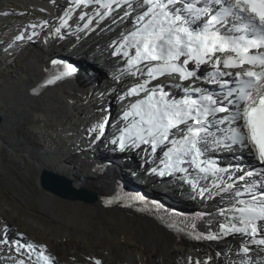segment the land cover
I'll list each match as a JSON object with an SVG mask.
<instances>
[{
    "label": "snow or ice",
    "instance_id": "snow-or-ice-1",
    "mask_svg": "<svg viewBox=\"0 0 264 264\" xmlns=\"http://www.w3.org/2000/svg\"><path fill=\"white\" fill-rule=\"evenodd\" d=\"M91 2L69 0L65 16L71 14L73 6ZM95 2L100 4V0ZM103 7L104 12H97L101 20L115 9L123 12L120 22L135 15L133 30L113 43L129 57V74L138 80L124 99H136L121 116L129 123L110 143L120 151L143 146L152 153L163 146V169L158 172L153 168V173H189L184 167L187 164L210 181H186L200 198L231 197L228 207L219 209L225 221L219 223V231L193 234V223V232H189L193 239L214 241L239 234L247 237L242 239L239 252L248 260L251 245L260 246L264 252V179L258 178L264 177V0H106ZM85 18L86 14L81 15ZM91 23L93 20L88 18L85 28ZM55 31L59 34L61 29ZM24 38L18 35L15 39ZM209 67L211 70L204 74ZM76 71L69 65L46 84ZM204 85L215 86L219 93ZM168 88L181 89L184 95L176 98ZM108 123L105 117L91 129L100 132L94 140L102 138ZM208 153H229L236 162L221 165L216 160H205ZM246 155L261 165L259 171L242 166ZM234 170L235 176L231 174ZM135 199L143 201L144 197ZM8 227L0 226V245L17 254L13 264H54V258L46 255V245L9 239ZM168 227L185 231L175 223ZM25 253L27 261L20 258ZM212 259L188 257V264H209ZM95 264L101 261L97 259Z\"/></svg>",
    "mask_w": 264,
    "mask_h": 264
},
{
    "label": "bare ground",
    "instance_id": "bare-ground-1",
    "mask_svg": "<svg viewBox=\"0 0 264 264\" xmlns=\"http://www.w3.org/2000/svg\"><path fill=\"white\" fill-rule=\"evenodd\" d=\"M29 1L43 8L37 0ZM44 1L48 2V0ZM55 5L57 6V10L62 13L69 8L58 1H56ZM73 10L72 8V11ZM43 12L41 16L44 19L45 26L44 29L41 28L42 32L49 33L46 29L47 27L54 28L58 27L59 24H62V26L65 25L63 24L64 20H60L59 16L46 14L45 12L47 11L45 9ZM73 23L76 22H72V24ZM92 27L94 30L98 28L99 25L90 24L87 29ZM118 30H120V27L114 29V31H117L115 33H118ZM73 33L76 35V38L70 45L72 47V52H70L72 53V57L76 55L81 56V53H83L82 49H89L88 51L98 52L97 54H99V56L106 58L108 52L102 49L105 48V45L101 46L97 43V37L100 34L106 33L105 30L100 34L92 36L85 34L83 30H78L77 28ZM53 34L54 37L55 34L56 36L60 35V33L57 34L55 32L51 35L53 36ZM113 35L114 34H109V36H105L101 41L106 43L108 39L113 38ZM58 39L59 38H51V40L45 41V43H42L40 46H34L28 41V46L25 47L27 50H25L23 46L19 49L20 53L22 52L21 65L0 78V113L3 116L2 123L0 124V150L3 145L6 146L8 150L5 151V158L15 157L18 165H21L23 158H21V156L17 157L16 154L21 153V155H24L25 162L23 163L28 164L23 167H25V169L27 168L28 171H30L29 166L32 167L33 177L37 182L39 171L42 168H46L71 178L76 187L89 188L95 191L98 198L95 202L89 204L77 200H75L77 202H65L49 191H29L40 210L44 214L52 217L55 221L57 230L54 236L56 239L63 240L71 230L77 239L87 241L89 247H84L82 249L84 253L83 259L75 255L76 257L70 258V262H65L58 258L47 244L41 241L34 244L46 245V255L54 258V264H95V260L97 259L101 261V264H188V257L204 260L208 256L213 257L209 264H231V261L232 263L241 261L243 255L237 256L238 254L236 253L238 252H236V246H240L242 239H247V237L242 238L239 234H236L214 241L195 240L187 236L178 235L175 228L168 227L169 223H175L174 219L176 215L173 213L148 210L143 208L140 204L132 206L124 201L113 202V198L116 194V189L114 188L118 184L130 188L135 191L137 195H144L149 201L165 204L170 210L175 212L183 213L182 207L173 206L168 204L167 201H171L177 205H180V203L185 205V202L190 204L193 201L183 200L181 196H178L180 191H173L174 195H170L169 193L159 194L157 192H150L148 187L138 186L136 182L131 181V176L123 170L122 171L126 175L121 174L120 168L115 171L111 164L106 166V171H104V169L103 171H99V167L93 169L92 166H89L84 151L86 147H91L93 145L91 143V138H88V134H92V131L87 130L89 122L86 118L87 115L93 111L94 118L98 119L100 117L98 114L99 109L98 106H96L97 102H92L88 94V90L91 86L90 83L86 84L85 82L90 78L81 81L79 76L72 74L71 76L63 77L54 84H46V81L54 76L47 68V64L54 56L65 52L62 41ZM14 49H16L15 46ZM89 64L94 68L95 64H91V62H89ZM92 70L94 74L99 76L102 75L104 81L108 83V89L118 86V83L114 80L116 75H114L113 78L107 79L103 77V72H98V70L95 69ZM101 89V85L95 86L96 92ZM3 92L7 96L6 101L1 100L3 96H1V94ZM17 105L19 106L17 107ZM23 105L25 107H23ZM49 115L50 117L53 116L59 119L61 123H64L60 125H64V127L66 123H71L72 127H70V129L67 127V135L68 133H72L71 135L73 137L75 131L73 126L77 125L78 129L84 130L86 139L76 140L77 143L74 145L72 142L73 140L70 141V139L65 140L60 138L63 143L62 148L65 150L61 151V153L48 150L47 154L51 153L53 156V160L50 161H45L42 159L43 157L41 158L37 155V143L35 141L33 142L30 140L26 143L27 146H24L20 138V143L12 142L8 139L9 142H6V145L4 144L1 132L4 131L5 123H12V120L13 122L22 120L20 124L23 125L25 121H30L35 117H43L42 119H46ZM75 116H77V119H75ZM53 120L54 119H52V121ZM54 121L56 122V120ZM26 134L20 133V136L24 135L25 138ZM68 141L71 142V144H69ZM142 152L141 149H134V156L132 159H135V163L137 161L140 166L145 163V169L148 170V163L154 159V155L147 154L144 156ZM89 153L90 158L92 154L94 158H99L93 150H90ZM77 154L81 155L78 156ZM137 158L141 159L138 161ZM1 160L2 158L0 157V161ZM0 168H4L1 162ZM81 168H84L85 172L77 173ZM127 179H130V181ZM127 181L130 182L131 185ZM111 192H113L112 195L107 197ZM106 201H111V203H106ZM206 205L213 208V210L219 207V204L216 202L207 203ZM214 214V217H216L219 215V212H215ZM211 215H209V217ZM229 215H231V213ZM222 220L225 222L224 219ZM192 222L196 225L194 232L192 230L193 234H195V232H201L204 225L208 226L205 234L208 232L215 234L219 231V224L213 223L212 219L208 222H203L197 217ZM210 222L213 224H208ZM4 224H7L9 227L12 226L4 222L0 217V226ZM0 231H3V229H0ZM13 231L8 228L7 234L12 235ZM16 239L22 241L30 240L29 242H32L27 235L22 238L18 236ZM98 242L103 246V250H100L97 246ZM218 253L219 255H217ZM32 255L33 259H35L36 254L33 253ZM70 257H72V255ZM15 258H17L15 252H9L7 248L0 245V264H13ZM20 258L27 261V253ZM245 258L248 259L247 257ZM111 260H113V262H111Z\"/></svg>",
    "mask_w": 264,
    "mask_h": 264
},
{
    "label": "rangeland",
    "instance_id": "rangeland-1",
    "mask_svg": "<svg viewBox=\"0 0 264 264\" xmlns=\"http://www.w3.org/2000/svg\"><path fill=\"white\" fill-rule=\"evenodd\" d=\"M43 10L44 8L34 5L29 0H0V78L8 72L16 69L17 66L21 65L22 56V52L20 53L19 50L20 48L16 50L14 49V46H11L10 49L2 51L1 53V47L6 46L8 48L9 45H12L17 33L24 26V22L36 19L39 20L41 18V14L44 13ZM45 13L50 14L48 11ZM31 44L34 46L41 45L36 42ZM86 50L88 53L90 52L88 51L89 49ZM97 53L98 52H96V54ZM1 96V100H7V96L4 92L1 94ZM18 106L19 105H17V107ZM23 107L25 106L23 105ZM48 117L46 120H43V117H40L41 119L35 117L30 121H25V124L23 125L20 124L22 120L18 122H13L12 120V123H5L4 131L1 132L3 135L4 144L6 145L9 142L8 139L17 143H20L19 141L22 140L21 142H23L24 146H27L26 143H28L30 140L33 142L35 141L37 143V155H39L41 158L43 157L42 159L45 161L53 160L52 154H47L48 150L57 151L60 153L61 151L65 150L62 148V139H70V141L73 140L72 142L75 145L77 141L74 142V140L79 134L80 129H78L77 125L73 126L75 131L72 137V133H68L67 135V127L70 129V127H72L71 123H66L65 128L64 125H60L64 123H61L56 117H50V115ZM89 117L91 118V116ZM51 118L56 120V122L54 120L52 121ZM75 119H77V116H75ZM62 132L66 134L64 135ZM20 133H27V138H24V135L20 136ZM60 138L62 139L60 140ZM69 144H71V142H69ZM6 150H8V148L4 145L0 150V157L2 158L0 162L4 167L3 169L0 168V217L3 220L9 222V224L13 226V230L15 225L17 229L14 231L18 230V232L24 233L28 238L30 237L29 239H31L33 243H38L41 241L47 244L54 251V254L61 260L70 262V258L72 259L76 256L80 259H83L84 253L82 249L84 247H89L88 242L77 239L69 228L68 229L70 232L64 237L63 240L56 239L54 236L57 230L55 221L52 219V217L44 214L40 210L39 206L29 193V191L38 192L45 190L39 187L38 182L33 177L32 167L28 165L30 171L23 167L28 164L23 163L25 162L24 155H21V153L16 154L17 157L21 156V158H23L21 165H18L16 162L17 159L15 157L5 158L4 154ZM80 172H85L84 168H81L80 171H77V173ZM114 189H116V187ZM112 193L113 192H111V194H109L107 197L111 196ZM63 201L69 202V200ZM180 213L181 212L178 214ZM98 243L97 246L100 248V250H103L101 243ZM71 255L72 257H70ZM111 262H113V260H111Z\"/></svg>",
    "mask_w": 264,
    "mask_h": 264
},
{
    "label": "water",
    "instance_id": "water-1",
    "mask_svg": "<svg viewBox=\"0 0 264 264\" xmlns=\"http://www.w3.org/2000/svg\"><path fill=\"white\" fill-rule=\"evenodd\" d=\"M2 120L3 116L0 113V124L2 123ZM38 184L41 189L49 191L63 200H77L89 204L95 202L98 198L95 191L87 188L76 187L71 178L46 168H42L39 171ZM117 201L119 200H115L113 202ZM142 207L146 209L144 205H142Z\"/></svg>",
    "mask_w": 264,
    "mask_h": 264
}]
</instances>
